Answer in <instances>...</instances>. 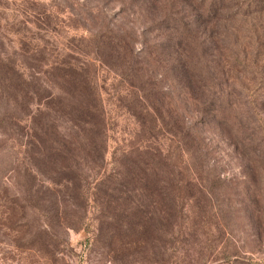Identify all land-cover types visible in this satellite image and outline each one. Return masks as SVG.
<instances>
[{
	"label": "rangeland",
	"instance_id": "374dc122",
	"mask_svg": "<svg viewBox=\"0 0 264 264\" xmlns=\"http://www.w3.org/2000/svg\"><path fill=\"white\" fill-rule=\"evenodd\" d=\"M201 7L199 0H0V264H264V0H226L207 17ZM166 17L174 28L158 26ZM132 59L135 76L122 78L118 63ZM67 61L93 75L109 112L106 167L112 152L123 159L121 148L137 146L144 132L169 166L154 180L178 186L171 235L160 209L147 240L109 241L108 214L72 194L53 214L54 165L39 161L38 134L27 129L43 115L51 141V115L32 104L29 119L19 75L43 78L49 64ZM137 82L160 94L154 138L149 122L140 127L118 106ZM215 97L220 106L207 105ZM190 123L192 142H178L175 130ZM129 196L117 199L118 213L142 198ZM143 196L158 207L152 192Z\"/></svg>",
	"mask_w": 264,
	"mask_h": 264
},
{
	"label": "trees",
	"instance_id": "16d2710c",
	"mask_svg": "<svg viewBox=\"0 0 264 264\" xmlns=\"http://www.w3.org/2000/svg\"><path fill=\"white\" fill-rule=\"evenodd\" d=\"M224 2L226 0H199L205 17L214 14V11L221 8ZM248 2L255 3L256 0H248ZM161 24L158 25L160 28L171 29L176 23L173 19L166 17ZM177 24L182 25L180 22ZM104 38V42L100 41L98 45L96 44L95 53L101 46L108 43L107 36ZM127 46L128 43L122 42L120 50L127 49ZM117 66L120 68L119 74L122 71V78L135 76L133 59L129 63L121 60ZM10 69L13 71L12 66ZM43 73L46 74L43 78L34 77L31 73H21L19 79L22 85L19 87V94L25 114H31L30 106L35 104L36 113L51 115L53 134L51 141L46 137L45 124L40 123L43 115H40L39 121L33 118L27 129L33 138L39 135L36 136L39 142L36 156H39V161H44L43 163L51 161L54 165L53 179L56 185L53 191L56 195H52L51 207L55 212L53 214L56 215L57 210H64L67 207L68 197L72 194L84 204L87 203L93 209L95 208L96 212L103 210L108 214L110 221L106 229L113 227L112 232L108 231L109 241L124 236L139 240L146 239V229L151 214L156 212L157 216L154 217L158 219V209H160L163 213L162 221L167 224V232L171 235L169 227L176 221L180 209L178 186L175 183L171 185L169 182V187L165 185L156 187L154 177L161 173V167L169 168V166L166 167L164 159L160 158L157 152L152 151L153 147L147 144L148 138L145 132L141 134L137 146L121 148L122 153H125L123 159L115 158L116 154L112 152V161L110 166L106 167V131H108L107 122H110V116L93 75L85 67L73 65L68 61L49 64ZM8 79L11 80V77ZM145 84V82H137L127 85L122 95L126 98L122 102L118 101L120 104L118 106L123 107L140 127L149 122L148 130L146 131L145 127V131L147 136L154 138L156 132L153 130H158L160 127L155 126L154 119L157 116L153 117L152 114L157 113L156 104L160 94L158 89L147 87ZM117 95L119 94H115ZM206 103L217 106L221 104L219 97L210 99ZM212 110L215 112V108ZM32 117L33 113L29 119L31 120ZM219 119L221 120L222 117ZM211 120H214V117ZM193 129L190 123V126L185 125L175 130L179 135L178 142H192ZM29 143L30 146H37L34 141ZM167 173L170 174L168 177H173L171 172ZM82 184L87 186L82 188ZM151 192L155 195L158 207H155L153 202L148 203V198L143 196V194L148 196ZM131 193L142 194V198L136 199L129 206L126 205L121 209L122 212L118 213L115 205L117 199L129 198Z\"/></svg>",
	"mask_w": 264,
	"mask_h": 264
}]
</instances>
